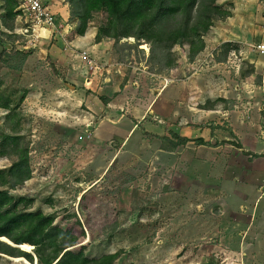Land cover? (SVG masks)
<instances>
[{"label": "rangeland", "instance_id": "1", "mask_svg": "<svg viewBox=\"0 0 264 264\" xmlns=\"http://www.w3.org/2000/svg\"><path fill=\"white\" fill-rule=\"evenodd\" d=\"M217 4L232 17L215 21L193 60L175 47L169 68L133 38L85 50L70 17L55 15L37 39L0 0L10 102L0 150L4 135L21 136L32 169L9 191L54 218L65 251L119 253L115 264H264V0ZM106 21L95 14L85 34ZM17 160L0 157V170ZM19 250L34 262L0 254V264H38L33 246Z\"/></svg>", "mask_w": 264, "mask_h": 264}, {"label": "trees", "instance_id": "2", "mask_svg": "<svg viewBox=\"0 0 264 264\" xmlns=\"http://www.w3.org/2000/svg\"><path fill=\"white\" fill-rule=\"evenodd\" d=\"M11 21L21 15L17 0H1ZM70 18L77 22V34L85 35L89 23L97 13H105L107 21L98 28L96 42L104 38L119 45L122 40L133 38L151 45L155 57L164 56L165 67H174L172 51L177 46L189 47V57L194 59L206 45L203 36L211 30L216 20L232 17L229 9L217 4L218 0H65ZM229 43L224 47H230ZM161 63V62H160ZM23 99V98H22ZM21 99V100H22ZM101 100H105L101 98ZM9 100H2L0 107L9 109ZM107 103V100L105 101ZM203 143V140H200ZM17 157L6 170H0V254L24 257L34 262L31 254L20 251L34 247L38 264H115L119 253L89 258L84 253L65 251L56 239L61 230L54 218L43 212H30L27 206L32 200L15 198L9 190L32 179L29 151L19 135H4L1 139L0 157ZM25 205L24 210L19 207ZM24 258H18L26 261ZM28 262V263H29Z\"/></svg>", "mask_w": 264, "mask_h": 264}, {"label": "built area", "instance_id": "3", "mask_svg": "<svg viewBox=\"0 0 264 264\" xmlns=\"http://www.w3.org/2000/svg\"><path fill=\"white\" fill-rule=\"evenodd\" d=\"M19 3L18 10L21 12L20 17H24L29 25V30L34 33L33 36L39 39V31L53 30L56 27L57 19L49 6L43 0H17ZM28 33V30H26ZM30 41L29 43H31ZM28 43V44H29ZM256 52L264 57V44L255 47ZM85 55V54H84Z\"/></svg>", "mask_w": 264, "mask_h": 264}, {"label": "crops", "instance_id": "4", "mask_svg": "<svg viewBox=\"0 0 264 264\" xmlns=\"http://www.w3.org/2000/svg\"><path fill=\"white\" fill-rule=\"evenodd\" d=\"M47 1H50V4L47 5V6H49V8L53 11V13L57 17L58 16L62 17L65 20L69 19V17H70L69 7H68V5L66 4V2L64 0H62L61 2H60V0H47ZM91 34L92 33L89 32V33L85 34V36H83V37L80 36L78 38V42L86 44L87 46L91 44L90 46H92V47H89V49H87V48L85 49L83 46H81L82 47L81 49H85V50H88V51H95L98 47H100L103 52L104 51L106 52L107 48L105 46V42H101L99 44H96V42L95 43L94 42L91 43L92 37H93V39H94V37H96L95 35H93V34L91 35ZM88 51H86L85 53H88ZM230 202H231L232 205L236 206V205H238L239 202H241V199L238 198V197H232V198H230ZM240 207H242V204L240 205Z\"/></svg>", "mask_w": 264, "mask_h": 264}, {"label": "water", "instance_id": "5", "mask_svg": "<svg viewBox=\"0 0 264 264\" xmlns=\"http://www.w3.org/2000/svg\"><path fill=\"white\" fill-rule=\"evenodd\" d=\"M18 248H21V246H19ZM37 264V263H36Z\"/></svg>", "mask_w": 264, "mask_h": 264}, {"label": "bare ground", "instance_id": "6", "mask_svg": "<svg viewBox=\"0 0 264 264\" xmlns=\"http://www.w3.org/2000/svg\"><path fill=\"white\" fill-rule=\"evenodd\" d=\"M29 264V263H28Z\"/></svg>", "mask_w": 264, "mask_h": 264}]
</instances>
